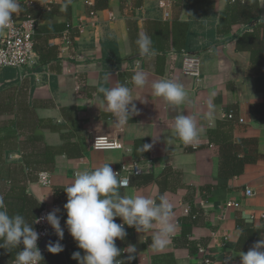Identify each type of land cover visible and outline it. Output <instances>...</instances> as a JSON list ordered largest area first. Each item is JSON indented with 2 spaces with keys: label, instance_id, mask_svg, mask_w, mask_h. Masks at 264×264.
Returning a JSON list of instances; mask_svg holds the SVG:
<instances>
[{
  "label": "crops",
  "instance_id": "0c3cea01",
  "mask_svg": "<svg viewBox=\"0 0 264 264\" xmlns=\"http://www.w3.org/2000/svg\"><path fill=\"white\" fill-rule=\"evenodd\" d=\"M89 1L20 0L15 16L35 18L39 60L22 70H0V197L9 214L31 223L40 209H58L64 250L53 255L45 249L42 264H78L73 253H84L65 225L64 189L78 171L110 163L116 172L123 162L138 160L151 169L133 176L121 194L159 202L166 193L177 229L160 251L150 247L151 231L118 239L117 248L134 245L138 264H204L205 256L213 264H240L239 254L264 238V71L252 70L253 51L264 53V2L166 0L170 16L165 17L161 0H91L93 6ZM234 7L246 22L222 26L221 15ZM177 23L186 27L180 39L187 52L174 47ZM68 25L72 44L66 47ZM144 33L153 36L157 55L151 59L139 55L136 44ZM183 53L200 57L199 80L183 73ZM256 66L264 69L258 61ZM138 71L148 75L143 89L132 82ZM161 78L184 86L183 104L168 106L151 94V82ZM116 84L132 88L139 113L121 128L114 126L98 91ZM209 98L216 106L211 120L205 117ZM229 112L235 120L228 150L212 131L221 128ZM180 113L193 116L203 129L192 144L174 134ZM98 135L120 139L127 150H94ZM144 144L151 149L138 151ZM37 162L47 168L51 186L27 184L26 166ZM247 188L255 194L247 196ZM32 226L36 230V223ZM237 229L244 230L238 242ZM200 246L206 255L199 253ZM17 251L21 245L12 252L0 248V264H12Z\"/></svg>",
  "mask_w": 264,
  "mask_h": 264
},
{
  "label": "clouds",
  "instance_id": "9594fccd",
  "mask_svg": "<svg viewBox=\"0 0 264 264\" xmlns=\"http://www.w3.org/2000/svg\"><path fill=\"white\" fill-rule=\"evenodd\" d=\"M20 11V0H0V29L13 23V14ZM136 44L139 55L146 59L157 55L152 47V38L147 33L141 34ZM132 82L136 89L145 88L149 84L147 73L136 72L132 76ZM150 87L151 94L162 99L168 106H179L185 102L187 93L179 82L161 78L151 82ZM98 91L103 94V106L112 114L116 128L126 126L133 115L139 114L133 90L125 84L108 88L101 86ZM206 107L205 117L211 120L216 110L211 98L206 101ZM202 131L193 116L180 113L174 119V134L184 144L196 142ZM95 144L98 148L114 147L112 144H105L100 137ZM151 147V144H144L138 151L146 152ZM110 165L104 163L93 171L76 172L73 183L64 189L67 196V203L64 205L67 213L65 225L77 247L84 253H73L72 258L78 264H125L124 260L117 259L121 256V250L115 244L116 240L126 237L125 225L135 228L137 233L151 231L150 247L157 251L169 245L177 229L173 205L166 193L159 196V202L145 195H122L119 189L126 186L128 180L121 178ZM58 211L54 209L30 223L21 214L10 215L3 197H0V248L12 252L23 245V250L16 252L12 264H42L43 256L37 246L39 234L33 228V223L46 222L58 237L56 242L50 241L46 246L50 254H59L64 250L60 243L64 237V229L61 227ZM117 217L122 223L115 222ZM243 235L244 230L237 229V242ZM123 251L128 254L127 261L131 264L137 252L136 247L129 245ZM239 256L240 264H264V238L256 242L247 253L241 252Z\"/></svg>",
  "mask_w": 264,
  "mask_h": 264
},
{
  "label": "built area",
  "instance_id": "2783aa9c",
  "mask_svg": "<svg viewBox=\"0 0 264 264\" xmlns=\"http://www.w3.org/2000/svg\"><path fill=\"white\" fill-rule=\"evenodd\" d=\"M234 1H243V0H232ZM264 2V0H259ZM90 6H93V2L90 0L88 2ZM159 7L165 10V17H169L170 13L168 11L169 3L166 0H161L159 2ZM96 15L95 11L91 12V16L94 17ZM12 22L7 28L0 29V70L5 68H13L17 70H22L26 66L34 65L39 60L38 54L35 50V31H36V20L30 16L26 17L24 20H17L15 14L12 16ZM84 29L83 27L80 28ZM66 43V47L72 44L70 38V25L67 26V30L63 35ZM182 71L185 75L190 76L196 80H199L201 77V59L198 55L191 53H183V67ZM225 117L229 119H233V113L226 114ZM243 122V119H240ZM100 137L104 141L105 144H112L114 147L112 148H104L101 146L98 148L95 144L96 139ZM92 147L96 151H125L126 145L118 138H113L104 135H98L93 138ZM197 147H195L196 149ZM151 169V166L146 162H139L135 160H131L128 162H123L120 168L116 171L119 173L121 178H126L128 180V184L123 186V188H128L130 186V178L132 176L141 175L143 173L148 172ZM38 183L43 186H51L52 182L50 179V175L48 172H42L39 174ZM255 192L251 188L246 189L247 196H253ZM232 206V204H229ZM52 211L50 208H42L38 214L36 220H39L40 217L46 215ZM264 218V214L262 215ZM62 227V225H61ZM63 228V227H62ZM64 229V228H63ZM36 231L39 234V239L37 241V246L41 253L43 252L40 249V245L42 241L52 235L58 239L55 235L54 230L48 225L46 222L41 221L40 223H36ZM65 238V231L64 237ZM62 240V241H63ZM60 241V242H62ZM199 253L201 255H206L207 250L205 247L199 248ZM204 264H213V261L210 257L205 256L203 259Z\"/></svg>",
  "mask_w": 264,
  "mask_h": 264
},
{
  "label": "trees",
  "instance_id": "16d2710c",
  "mask_svg": "<svg viewBox=\"0 0 264 264\" xmlns=\"http://www.w3.org/2000/svg\"><path fill=\"white\" fill-rule=\"evenodd\" d=\"M235 4H238V5L241 4V1H234V5ZM235 8L236 7H234L232 9V12H227V13L221 15V17H222L221 18V20H222L221 25L222 26L230 27L232 24H235L237 22H242V21L246 22V20H244L243 18L238 17V14L236 12L237 8H236V10H235ZM30 17L34 18L33 16H30ZM185 32H186L185 25L181 24V23H177L176 24V42H174V47L176 48V52H180V53L187 52L186 51V44H184V42H182L180 39L181 34L185 33ZM152 38H153V36H152ZM252 59H253L252 70L253 71L263 70L264 71V69H262L261 67L256 66L257 61L259 64L264 66V53L260 52V50H255V51H253V58ZM261 81L264 82V79H262ZM262 84L264 86V83H262ZM263 108H264V103H263ZM229 113H233V112H229ZM233 115H234L233 119H229L228 117H226V119L222 123L221 128L212 131V133L218 131L217 133H218L219 139L223 140L222 146H224L225 148H228V150L231 149V144H232L230 133L232 130L233 121L235 120V114L233 113ZM136 161H138V160H136ZM139 162H142V161H139ZM26 169H27V172L29 173L28 174L29 179L27 180V184L37 182L39 174L42 172H47V168L44 169V165L41 164L40 162H37L35 164L31 163V165L26 166ZM132 177L130 178V185H131ZM148 177H150V176H148ZM149 179L152 180L153 178H149ZM40 210L38 211V214H39ZM125 229H126V233H127L125 238L133 239L134 234L136 232L135 228H129V227L125 226ZM200 247L197 248L198 251H199ZM124 249H125V247H123V249L120 248L121 256L117 257V259L124 260L125 264H128V261H127V255L128 254L123 251ZM131 264H138L136 255H135V258L131 261Z\"/></svg>",
  "mask_w": 264,
  "mask_h": 264
},
{
  "label": "water",
  "instance_id": "95a60500",
  "mask_svg": "<svg viewBox=\"0 0 264 264\" xmlns=\"http://www.w3.org/2000/svg\"><path fill=\"white\" fill-rule=\"evenodd\" d=\"M50 241L54 243V242L57 241V238H55V237L52 236V235L46 237V238L42 241V243H41V245H40V249H42V250L44 251V250L46 249L47 244H48ZM60 243H61V242H60ZM21 246H22V250H23V245L21 244Z\"/></svg>",
  "mask_w": 264,
  "mask_h": 264
}]
</instances>
